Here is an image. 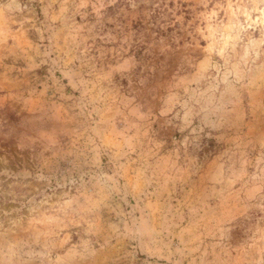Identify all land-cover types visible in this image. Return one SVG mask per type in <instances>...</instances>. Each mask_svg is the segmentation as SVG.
<instances>
[{
	"label": "rangeland",
	"instance_id": "1",
	"mask_svg": "<svg viewBox=\"0 0 264 264\" xmlns=\"http://www.w3.org/2000/svg\"><path fill=\"white\" fill-rule=\"evenodd\" d=\"M0 264H264V0H0Z\"/></svg>",
	"mask_w": 264,
	"mask_h": 264
}]
</instances>
